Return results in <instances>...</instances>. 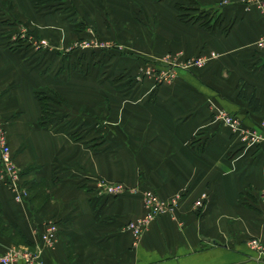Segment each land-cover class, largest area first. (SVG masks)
Returning <instances> with one entry per match:
<instances>
[{
	"label": "crops",
	"instance_id": "obj_1",
	"mask_svg": "<svg viewBox=\"0 0 264 264\" xmlns=\"http://www.w3.org/2000/svg\"><path fill=\"white\" fill-rule=\"evenodd\" d=\"M52 1L0 0V125L29 186L22 202L0 181V255L40 241L50 220L60 224L58 240L45 245L43 264H264L246 243L250 236L264 242V141L244 145L210 106L223 105L256 128L263 122L264 109L238 94L245 79L264 101L261 6L79 0L85 18L103 36L125 42L127 52L114 68L60 74L31 65L2 35L15 15L46 37L74 39L69 18L37 11ZM178 2L189 9L179 10ZM192 7L211 13L210 22L195 19L200 13ZM205 48L219 56L172 82L133 77L146 57L174 53L183 60ZM43 89L67 101L56 105L64 114L52 127L40 123ZM100 176L142 190L104 195L96 187ZM145 190L182 196L175 219L157 216L137 236L125 225L146 211Z\"/></svg>",
	"mask_w": 264,
	"mask_h": 264
},
{
	"label": "rangeland",
	"instance_id": "obj_2",
	"mask_svg": "<svg viewBox=\"0 0 264 264\" xmlns=\"http://www.w3.org/2000/svg\"><path fill=\"white\" fill-rule=\"evenodd\" d=\"M53 9L56 10L60 17L69 18V21L71 22L70 26L73 27L72 31L77 35L74 39L66 42L64 40H57V38L53 37V35H49L48 37H46L42 32H38L35 27L30 26V23L28 21L22 19L19 20L17 17H15V15H11L7 20H5V23L2 26V35H4L6 46L15 48L17 50H23L22 54L24 53L26 60L29 61L31 65H34L36 67L40 66L42 70H45L47 72L57 71L60 74H63L65 70L80 71L89 74L92 72V70H97L98 68H101L103 70L105 69V67L114 68L116 62L119 59V56L127 52V46L125 42L119 39L112 40V38L109 39V37H105V35L103 36L100 31H98V27L95 24H92L89 19L87 20L85 18L84 14H87L89 11L85 9V4H81L79 0H53L51 3H48L44 6H37V11L42 13H47L49 11H52ZM140 13L142 12L140 11ZM218 56L219 53H217L216 57ZM181 60L182 59L174 53L164 54L160 58L155 59L146 57L143 59L144 69L135 74V76L133 75V77L136 81L142 82L146 78L147 74H151L154 76V82L157 85H161L165 82L169 83L174 81L176 77H178L183 72L201 67L200 65H192L191 67L183 68ZM207 62H209V60ZM111 74L112 73H110L109 75ZM46 94L52 97L51 101L53 102L50 106H53V108H57V110H54L53 113L49 116L51 118L49 126L46 125V127H52L54 123L57 122L59 118H61V115L64 114L56 105L58 104L61 106L65 105L66 103H60L61 101L59 100V98H57L53 92L51 93V91L46 92ZM210 106L211 108H213V116L215 120L224 122L223 119L217 118L216 116V113L219 109H224V111L227 112L228 115H233L236 121L238 119V121L240 122L239 126L229 125L226 122L224 123L234 133L240 136V141L244 145L246 144L253 146L258 145L260 142L264 141L259 140V142L255 143H253L252 141L253 137L257 135L255 134V132L264 133V119L261 125L258 126L259 128H256L252 125L246 124L245 121H243L237 113L231 110L229 111L227 108H224L223 105L212 101ZM256 139L258 138L256 137ZM130 187H135L138 189V191L135 193L131 192V190L128 189L125 190L124 193L128 192L135 195L142 190L141 186L139 185ZM124 193H122L121 195H124ZM144 193H146V190ZM104 195L111 196L118 194ZM206 195L207 193H205L202 197L206 198ZM181 196L182 194H180L179 196L176 210H178L179 208ZM259 197L264 199V190L261 191ZM203 202L201 203L200 201H198V204L200 206H203ZM176 210H174V213H166L171 215L175 219ZM143 215L144 213L139 215V217ZM162 215L166 214H158L157 216ZM156 217H154L152 220L154 221ZM153 221L150 223V225L153 223ZM147 227H145L144 230L147 229ZM253 238H256L262 244L264 243L256 236H250L246 243L256 251L258 259L260 261H264V252H260L250 243V240Z\"/></svg>",
	"mask_w": 264,
	"mask_h": 264
},
{
	"label": "built area",
	"instance_id": "obj_3",
	"mask_svg": "<svg viewBox=\"0 0 264 264\" xmlns=\"http://www.w3.org/2000/svg\"><path fill=\"white\" fill-rule=\"evenodd\" d=\"M250 2L258 3L261 8L264 10V0H249ZM259 45L264 48V34L259 39ZM217 53L215 51L201 50L199 55L187 56L181 60L182 67L187 68L192 65H203L208 60L214 59ZM217 118L223 119L229 125L239 126V121L235 119L233 115H228L224 109H219L216 113ZM7 131L5 128L0 125V181L8 185L9 190L13 194V198H16L19 201L24 202L28 197V187L22 181L23 172L16 164V159L12 152V147L8 142ZM256 136L253 137V143L259 142V140H264V133H256ZM256 137L258 139H256ZM96 187L103 192V194H118L121 195L125 190H131V192H137L138 189L135 187H130L125 182L118 181H108L103 177L97 178ZM179 195L170 196L168 198H161V196L154 191H146L144 197V204L146 211L144 215L132 220L130 219L127 223L126 228L132 230L137 236L141 235L144 228L150 225L153 221L152 219L158 214L174 213L176 210L177 202L179 200ZM45 228L40 234V241H36L31 246L24 245H14L9 246L2 255H0V264H43L44 256V247L45 245L53 246L57 242L58 232L60 224L55 221H47L45 223ZM252 246H254L260 252H264V243L262 244L256 238L250 240Z\"/></svg>",
	"mask_w": 264,
	"mask_h": 264
},
{
	"label": "trees",
	"instance_id": "obj_4",
	"mask_svg": "<svg viewBox=\"0 0 264 264\" xmlns=\"http://www.w3.org/2000/svg\"><path fill=\"white\" fill-rule=\"evenodd\" d=\"M193 3H196V0H190ZM185 4L182 3H177V7L179 8V10L184 11L186 9H189L188 6H184ZM193 8V7H192ZM191 9V8H190ZM193 10H199V15H197L196 17H194L195 19H199L200 17H204L205 19H207L210 22V18L212 17L211 13H207L206 10H200V9H194ZM208 22V23H209ZM238 90H239V96L241 98L246 99L249 104L252 107H255L256 110H261L264 109V101L261 102L258 93H256V88L255 86H253V84H251V82H249L248 80L243 79L240 84L238 85ZM53 92L54 95L59 98L58 101L60 103H66L67 101H65L63 99V97L59 94V92H57L56 90L52 89V90H39L37 92V97L39 99V101L41 102V107H42V113H41V119H40V123L44 126H49V123L51 122V118L49 117L54 110H57V108H53V106L51 107L50 105L52 104L53 101H51L52 97L50 95H47L46 92ZM59 117V116H58ZM53 119V117H52Z\"/></svg>",
	"mask_w": 264,
	"mask_h": 264
}]
</instances>
